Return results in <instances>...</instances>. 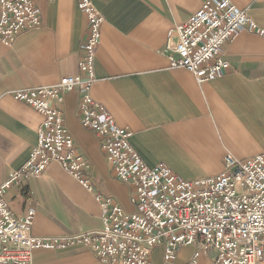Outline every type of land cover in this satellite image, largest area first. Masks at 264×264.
I'll list each match as a JSON object with an SVG mask.
<instances>
[{"label":"crops","instance_id":"crops-1","mask_svg":"<svg viewBox=\"0 0 264 264\" xmlns=\"http://www.w3.org/2000/svg\"><path fill=\"white\" fill-rule=\"evenodd\" d=\"M91 1L103 17L92 99L117 126L132 133L130 145L147 166L163 163L178 177L193 181L219 175L226 155L246 160L264 154L263 38L239 33L223 49L228 69L216 81L199 84L186 71L171 69L166 56L172 55L169 49L175 42L171 30L209 0ZM33 2L40 26L22 33L11 46L0 43V185L27 161L42 123L38 112L9 92L77 76L88 32L77 0ZM229 2L264 28V0ZM80 100L78 92L65 94L62 117L78 152L90 164L92 190L52 162L38 178L22 182L4 197L14 216L35 211V237L99 230L95 196L134 211L131 187L113 175L97 135L80 125ZM31 264H96V259L87 248L74 246L36 252ZM149 264H213V252L201 253L198 244L184 246L166 263L157 247Z\"/></svg>","mask_w":264,"mask_h":264},{"label":"built area","instance_id":"built-area-1","mask_svg":"<svg viewBox=\"0 0 264 264\" xmlns=\"http://www.w3.org/2000/svg\"><path fill=\"white\" fill-rule=\"evenodd\" d=\"M77 7L88 22L79 74L51 86L8 94L38 112L42 123L27 161L0 185V264H30L35 251L74 246L88 248L96 264H149V255L157 247L162 249L163 261L171 263L177 249L194 244L202 252H213V264H264V154L243 161L226 155L219 175L193 181L178 177L163 163L147 166L130 145L132 133L117 126L92 99L103 17L91 0H77ZM40 20L33 0H0V43L11 46L22 33L38 28ZM241 32L264 38V28L229 0L205 1L171 30L175 42L169 49L172 55L166 56L169 67L186 71L199 84L214 82L228 69L225 45ZM71 92L81 97V127L97 135L113 175L131 187L134 212L126 213L106 200L101 203L100 230L36 238L31 235L34 211L15 217L4 201L9 190L39 177L52 162L82 187L92 189L86 176L90 164L63 124L64 95Z\"/></svg>","mask_w":264,"mask_h":264},{"label":"rangeland","instance_id":"rangeland-1","mask_svg":"<svg viewBox=\"0 0 264 264\" xmlns=\"http://www.w3.org/2000/svg\"><path fill=\"white\" fill-rule=\"evenodd\" d=\"M250 33V32H249ZM251 34H253V33H251ZM253 35H255V34H253ZM256 36V35H255ZM264 39V38H263ZM232 42V41H231ZM230 43V42H229ZM229 43H227V44H229ZM226 44V45H227ZM224 58V57H223ZM231 156V155H230ZM233 157V156H232ZM234 158V157H233ZM236 159V158H235ZM237 160H239V159H237ZM241 161H243V160H241ZM91 170V169H90ZM90 172L91 171H89V172H87L86 173V176L91 180V176H90ZM36 178H38V177H36ZM92 181V180H91ZM92 190V189H91ZM91 190H89V191H91ZM132 194H133V192H131V197H132ZM97 196H95V199L97 200V198H96ZM106 200H110L111 202H112V204H116V205H118L119 207H121L119 204H117V203H115V202H113L110 198H103V199H101L100 198V200H97V202L99 203V206H100V215H101V203H103V202H105ZM130 203H131V198H130ZM132 205V204H131ZM133 206V205H132ZM133 208H134V206H133ZM121 209L124 211V212H126L122 207H121ZM29 210V209H28ZM27 210V211H28ZM33 210V209H32ZM26 211V212H27ZM34 211V210H33ZM25 212V213H26ZM134 212V211H133ZM126 213H129V212H126ZM130 213H132V212H130ZM24 215V214H23ZM22 215V216H23ZM34 215H35V211H34ZM15 217H21V216H15ZM100 218H101V216H100ZM34 220V219H33ZM101 224H102V221H101ZM101 228H102V226H101ZM100 228V229H101ZM99 229V230H100ZM93 231H98V230H93ZM93 231H86V232H93ZM81 233H84V232H81ZM32 235V234H31ZM74 235H76V234H74ZM33 236V235H32ZM69 236H72V235H69ZM33 237H35V236H33ZM55 237H57V236H55ZM59 237H62V236H59ZM36 238H39V237H36ZM80 247H83V246H80ZM84 248H86V247H84ZM88 249V248H87ZM89 250V249H88ZM56 251H59V250H56ZM90 251V250H89ZM36 252H44V251H35L34 253H33V255L36 253ZM46 252V251H45ZM49 252H53V251H49ZM91 252V251H90ZM201 253H203L202 251H201ZM33 255H32V259H33ZM31 262H32V260H31ZM31 264V263H30Z\"/></svg>","mask_w":264,"mask_h":264}]
</instances>
